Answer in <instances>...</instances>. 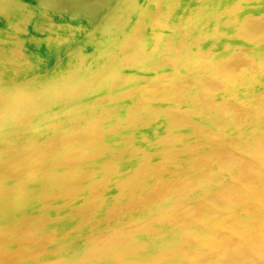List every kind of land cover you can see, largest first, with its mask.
Returning a JSON list of instances; mask_svg holds the SVG:
<instances>
[{"label": "bare ground", "instance_id": "bare-ground-1", "mask_svg": "<svg viewBox=\"0 0 264 264\" xmlns=\"http://www.w3.org/2000/svg\"><path fill=\"white\" fill-rule=\"evenodd\" d=\"M69 24L0 23V264H264V0Z\"/></svg>", "mask_w": 264, "mask_h": 264}, {"label": "rangeland", "instance_id": "rangeland-1", "mask_svg": "<svg viewBox=\"0 0 264 264\" xmlns=\"http://www.w3.org/2000/svg\"><path fill=\"white\" fill-rule=\"evenodd\" d=\"M79 1L86 5V8L80 7L77 9L78 14L84 16V18H80L75 14L72 16L57 15L55 16V18L59 19L62 17L63 19L68 21V23H71L69 25L73 35H75V38L74 41L68 45L69 49H71L74 53L82 51V53L94 55V53L96 52L95 48L99 46L98 43H100L102 39L114 34V32L119 27H121L122 30H126L127 28L134 26L137 18L141 16L142 13H144L152 0H140L139 6H137L135 9H133V7L135 6L134 4H136V0H132L130 1V3H126V5L123 4L119 8L110 7V5L114 3L106 2L105 0ZM101 10H105V12L107 11V14L101 16ZM125 11L126 14H128L127 16H125L126 14H124ZM131 16L135 17L133 21L130 22L131 24H128L126 26V24H124V21L126 22V19L130 18ZM76 23L78 24L77 26L75 25ZM123 39L124 38H121L119 42H124ZM56 59L57 65H55V68L59 67V63L61 62V60H65L66 62L68 61V58H62L59 55Z\"/></svg>", "mask_w": 264, "mask_h": 264}, {"label": "water", "instance_id": "water-1", "mask_svg": "<svg viewBox=\"0 0 264 264\" xmlns=\"http://www.w3.org/2000/svg\"><path fill=\"white\" fill-rule=\"evenodd\" d=\"M139 4L140 0H137L133 9ZM80 7L86 8V5L79 0H0V23L6 21L12 26L21 21H32L38 16L55 17L57 15L72 16L75 14L84 18L77 12ZM100 14L103 16L107 14V11L101 10ZM134 17L127 18L124 24L126 26L131 24L130 22L133 21Z\"/></svg>", "mask_w": 264, "mask_h": 264}, {"label": "flooded vegetation", "instance_id": "flooded-vegetation-1", "mask_svg": "<svg viewBox=\"0 0 264 264\" xmlns=\"http://www.w3.org/2000/svg\"><path fill=\"white\" fill-rule=\"evenodd\" d=\"M105 1L106 2H112V3H114V4L110 5V7H112V8H119L123 4L126 5V3H130V1H132V0H105ZM133 1H135V0H133ZM136 3H137V0H136ZM134 5H136V4H134ZM134 5H132V6H134Z\"/></svg>", "mask_w": 264, "mask_h": 264}]
</instances>
